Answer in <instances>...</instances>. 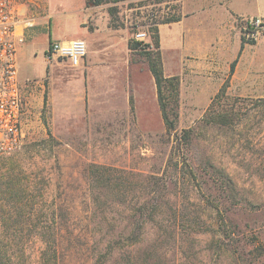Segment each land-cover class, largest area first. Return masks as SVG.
<instances>
[{
    "label": "rangeland",
    "instance_id": "rangeland-1",
    "mask_svg": "<svg viewBox=\"0 0 264 264\" xmlns=\"http://www.w3.org/2000/svg\"><path fill=\"white\" fill-rule=\"evenodd\" d=\"M180 2L19 0L24 145L20 153L0 157V238L26 241L23 264H37L41 244L33 225L49 218L29 210L36 186L45 190L44 206L71 194L72 222L139 226L140 241L129 250H156L152 264H264V35H251L241 24L264 22V0H185L191 9H205L194 15L190 41L183 40L181 24L158 27L163 73L180 81L175 127L168 132L145 52L157 50L148 25L152 14L158 20L181 15ZM82 21L90 34L116 37L117 44L104 33L87 45L91 58L106 64L98 71L108 74L102 79L44 60L50 39H80ZM217 23L226 36L205 48L208 36L197 26ZM136 32L146 39L139 51H129ZM242 37L257 39L259 62L251 61L253 46L249 58V51L240 58ZM223 84L225 93L216 98ZM209 111L231 112L234 121L205 125ZM188 129L194 133L183 154L175 137ZM12 169L27 188L20 212L12 211L16 199L7 195L5 174ZM99 171L103 178L96 184L91 176ZM150 209L155 211L147 215Z\"/></svg>",
    "mask_w": 264,
    "mask_h": 264
},
{
    "label": "trees",
    "instance_id": "trees-1",
    "mask_svg": "<svg viewBox=\"0 0 264 264\" xmlns=\"http://www.w3.org/2000/svg\"><path fill=\"white\" fill-rule=\"evenodd\" d=\"M108 1L87 0V5H99ZM171 1L177 2L181 0ZM180 20L181 15H171L165 19L158 20L153 18L152 14V19L148 21L149 31L153 34V44L157 50L156 52H145V58L154 80L159 109L168 132L174 130L175 127L173 120L176 118V109L178 108L180 81L177 76L167 77L163 73L161 56L158 51V27L160 25H171ZM145 23L143 22L141 25H146ZM261 26L263 29L259 33L264 35V22H262ZM245 32L252 33V30L246 29ZM255 43L256 41L252 38L245 39L242 37L239 54L245 44L254 45ZM141 44L143 43L131 40L128 43V48L133 52L139 51ZM235 63L236 60L231 64L232 69ZM225 87V84H223L216 98L221 97L225 93ZM129 103L131 109H133L132 97H130ZM208 113L205 115V119L203 118L205 125L227 127L234 121V115L231 112L209 111ZM193 133L192 129L182 130L179 137H175L178 150L183 152V154L191 144ZM185 166H188V164H185ZM194 170L196 171V167ZM14 171L15 169L6 172L5 184L7 185V195L16 199L13 202V207L11 206L12 211L20 212L27 206L28 200L24 196L27 188H25L23 181L17 178V174ZM100 175L102 174L99 171L97 176H91L96 184H99L103 178ZM217 179L222 184L229 185L230 183L222 174H218ZM104 180L109 182L111 179L105 178ZM14 183L18 184L19 187H13ZM102 183L104 182L102 181ZM34 189L33 200H35V205H31L29 210H34L37 216L45 214L49 216L46 221H37L33 225L39 235L37 242L41 244L37 264H152L149 259L153 257L154 253H157L156 250L147 249L146 253H138L140 257H138V254H134V256L129 250V245H137L140 241L138 236L141 235V228L139 226L129 230V222L123 225L111 224L103 220L72 222L70 217L73 216V213L71 212L75 209L67 206V203L72 202L71 194L65 192L59 197V200L54 197L51 204L44 206L41 205V200L45 196L44 188L36 186ZM95 211L96 209H93L94 214H96ZM152 211H155V209L147 210V215H152ZM24 228L25 225H22L21 231ZM25 248H27V244L23 239L0 238V264H23Z\"/></svg>",
    "mask_w": 264,
    "mask_h": 264
},
{
    "label": "built area",
    "instance_id": "built-area-1",
    "mask_svg": "<svg viewBox=\"0 0 264 264\" xmlns=\"http://www.w3.org/2000/svg\"><path fill=\"white\" fill-rule=\"evenodd\" d=\"M19 17V0H0V157L3 158L19 153L24 145L22 119L25 99L17 62L18 45L24 40ZM241 24L245 30H252L251 35L263 29L259 19L242 20ZM134 39L143 43L146 33L136 32ZM86 54L87 46L80 39L66 42L50 40L43 52L47 64L61 61L72 68L78 67Z\"/></svg>",
    "mask_w": 264,
    "mask_h": 264
},
{
    "label": "crops",
    "instance_id": "crops-1",
    "mask_svg": "<svg viewBox=\"0 0 264 264\" xmlns=\"http://www.w3.org/2000/svg\"><path fill=\"white\" fill-rule=\"evenodd\" d=\"M86 1L87 0H85V2ZM180 3H181L180 4L181 20L179 22H177V23H174V24H181V25L184 26V29H183L184 32L182 34L183 35V40L184 41L185 40H189L190 41L192 39V37H193V35L191 34V31L193 30V26H194V23H193L194 20H195L194 15L197 14V13H199V12H201V11H204L205 9H202V8H199V9L192 8L191 9L188 6V4L185 5V0H181ZM206 10L210 11L209 9H206ZM91 13H92V11L91 10H88L86 8L84 10L83 16L85 18H88ZM260 18L263 19V17H260ZM85 23H86L85 21L80 22L81 29H82L81 35H80V40L82 39L85 42L86 46L88 45V43H92L93 40H94V38H97V37L103 35L104 33H107L109 35V37L114 38L115 43L117 44L116 37L114 35H112L110 33V31H106V32H95L93 34L92 33L90 34L88 28L85 27V25H86ZM174 24H171V25H174ZM171 25H168V26H171ZM218 25L220 26V24L217 23L216 25H214V27L212 29L209 28V27H207V29L209 28V29H211V31L210 30H207L205 28H201V25L200 24L197 26V27L200 26V29L203 31V33H205L208 36L206 38L207 45L205 46V48H207V46H211L212 44L216 43L217 41L219 42L221 39H224L225 38V36H226L225 35V32L221 28H219ZM162 26H167V25H162ZM60 35H61L60 36L61 38H60V40H57V41L66 42V41L74 40V39H71L70 36L67 35V34H65V35L60 34ZM50 40H52V39H50ZM239 45H240L239 46V51H240L241 41L239 42ZM251 46H253L255 48V53L257 54L255 57H252L251 61L254 62V63L259 62L261 60V58H260L259 52L256 51L257 50L256 49V47H257V39H256V43L254 45L245 44L244 47H243V49H242V51L240 52V54H239V51H238V55L242 59V57L243 58L246 57L245 55L247 54V51H249V53L247 55L248 57H246V59L249 58L250 52L252 51V48H250ZM91 52L92 51H90V50L88 51L87 50V54H86L85 58L81 61L80 65L78 67L74 68V69L78 70V72H81L82 75H85L86 74L87 78L102 79L105 76H108V74L105 75V76H103V77L99 76L98 71L100 70V66H103V65H106V64L101 63L100 61L99 62L98 61L97 62L94 61L91 58ZM255 58H257V60ZM102 62H103V60H102ZM63 63H66V62H63ZM115 63H116L115 61L111 62L110 66L111 65H115ZM253 95H260V93H255Z\"/></svg>",
    "mask_w": 264,
    "mask_h": 264
}]
</instances>
